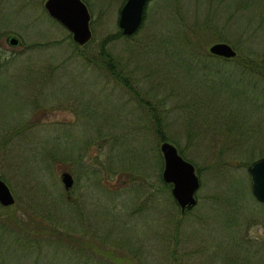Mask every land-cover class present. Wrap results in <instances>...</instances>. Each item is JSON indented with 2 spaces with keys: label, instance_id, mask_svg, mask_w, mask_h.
I'll list each match as a JSON object with an SVG mask.
<instances>
[{
  "label": "rangeland",
  "instance_id": "rangeland-1",
  "mask_svg": "<svg viewBox=\"0 0 264 264\" xmlns=\"http://www.w3.org/2000/svg\"><path fill=\"white\" fill-rule=\"evenodd\" d=\"M45 1L0 0V178L15 198L0 203V264H264V201L246 169L264 155V73L194 57L226 41L264 63V0H147L131 34L126 0H83L85 43ZM162 140L199 177L184 212Z\"/></svg>",
  "mask_w": 264,
  "mask_h": 264
},
{
  "label": "water",
  "instance_id": "water-1",
  "mask_svg": "<svg viewBox=\"0 0 264 264\" xmlns=\"http://www.w3.org/2000/svg\"><path fill=\"white\" fill-rule=\"evenodd\" d=\"M147 0H126L119 10L118 24L125 34H131L141 24L143 9ZM45 6L51 16L60 21L78 43H85L92 35L90 13L83 0H46ZM12 41L16 39L11 38ZM211 53L223 57L235 56L236 50L226 41H216L209 46ZM160 150L163 156L162 176L172 183L171 191L180 207V211L192 207L196 203L195 191L199 186V177L194 164L184 158L175 144L162 140ZM250 186L253 195L264 201V155L253 159L247 165ZM64 187L70 189L73 183L69 171L61 172ZM14 196L8 184L0 178V203L8 205L14 202Z\"/></svg>",
  "mask_w": 264,
  "mask_h": 264
},
{
  "label": "trees",
  "instance_id": "trees-1",
  "mask_svg": "<svg viewBox=\"0 0 264 264\" xmlns=\"http://www.w3.org/2000/svg\"><path fill=\"white\" fill-rule=\"evenodd\" d=\"M187 38H186V41L188 42V43H190L191 44V47L192 46H194V48L197 50V44H196V41H194V39L191 37V36H189V34L187 33V36H186ZM197 46V47H196ZM190 47V48H191ZM102 48V47H101ZM100 48V55L98 54V60H97V62H100L102 65H104V66H106L108 69H109V64L110 65H115L116 63L115 62H117L116 61V59L114 58V56L109 52V51H106L105 49H101ZM194 48H192V49H194ZM188 50H189V47H188ZM205 53H203L202 55H194V57H195V60L197 61V62H203L204 61V57H206V58H208L207 56L208 55H215L214 53H211V52H207V51H204ZM191 56H193V55H191ZM217 56V55H216ZM185 58H186V60L185 59H183L181 56H179V61L180 62H192L193 60L190 58V57H187V55L185 56ZM224 59H227V60H229V61H234V59H236L237 60V62L239 61V63L241 62V63H245L246 64V66H247V64L250 66V68H252V69H258L261 73L263 72L264 73V63L263 62H253L252 60H248L247 58H246V56L245 55H239V54H237V55H235V56H232V57H224ZM217 62H224V61H217ZM204 66V65H203ZM262 73V74H263ZM200 74V73H199ZM115 76V78L116 79H118V80H120V81H122L123 82V84H125L128 88H129V90L131 91V92H134L135 94H137L138 95V92L136 91V89L133 87V84H131L130 82L128 83V78H126L125 77V75L123 74V75H114ZM201 76V75H200ZM139 96V95H138ZM139 102L140 103H142L144 106H146V108L148 109V111L150 112V109L149 108H152L153 107V105H148L144 100H143V96H139ZM152 110V109H151ZM151 112H154V111H151ZM152 114V113H151ZM151 116V118H152V121H153V124H154V129L156 130L155 132V134H157L159 137L161 136H164L163 134H161L160 133V126H159V121H158V119H157V116L156 115H150ZM205 116H206V114H205ZM234 140H231L230 141V143L229 142H225V147L224 146H221L220 148H218V150L216 151L217 152V155L218 156H220L221 155V153H219V152H221L223 149H225V150H227V149H229L230 147H232L231 146V144H232V142H233ZM228 147V148H227ZM234 147L236 148V144L234 145ZM68 233V232H67Z\"/></svg>",
  "mask_w": 264,
  "mask_h": 264
}]
</instances>
